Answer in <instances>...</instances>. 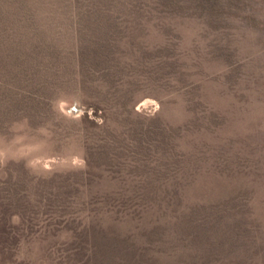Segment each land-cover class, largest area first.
I'll return each mask as SVG.
<instances>
[{
  "label": "rangeland",
  "instance_id": "rangeland-1",
  "mask_svg": "<svg viewBox=\"0 0 264 264\" xmlns=\"http://www.w3.org/2000/svg\"><path fill=\"white\" fill-rule=\"evenodd\" d=\"M218 1L0 0V264H264V0Z\"/></svg>",
  "mask_w": 264,
  "mask_h": 264
},
{
  "label": "clouds",
  "instance_id": "clouds-1",
  "mask_svg": "<svg viewBox=\"0 0 264 264\" xmlns=\"http://www.w3.org/2000/svg\"><path fill=\"white\" fill-rule=\"evenodd\" d=\"M14 131H23V128H16L14 129ZM26 141V137L24 136H17L15 143L18 145H24ZM3 144H4V140L2 137H0V163H3L5 161V152L3 150ZM42 148L41 145H34V146H30V147H24L22 148V152L24 153H31V152H38L40 151Z\"/></svg>",
  "mask_w": 264,
  "mask_h": 264
},
{
  "label": "trees",
  "instance_id": "trees-1",
  "mask_svg": "<svg viewBox=\"0 0 264 264\" xmlns=\"http://www.w3.org/2000/svg\"><path fill=\"white\" fill-rule=\"evenodd\" d=\"M198 2L199 1H201V2H203V5L205 4H207L208 6H210V8H211V10L213 9V7H214V5L215 4H218V5H221V1H218V0H197ZM218 1V2H217ZM95 6H97L96 8H94ZM94 11L92 12V13H95V11H99V10H105V5H103V3L102 2H97L95 5H94ZM216 7V6H215ZM93 8H91V9H93ZM100 8V9H99ZM82 55V54H81ZM91 68V67H90ZM89 68V69H90ZM89 69H87V70H89Z\"/></svg>",
  "mask_w": 264,
  "mask_h": 264
}]
</instances>
